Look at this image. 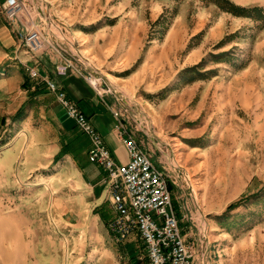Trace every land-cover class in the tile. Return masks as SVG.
Listing matches in <instances>:
<instances>
[{"label":"rangeland","instance_id":"obj_1","mask_svg":"<svg viewBox=\"0 0 264 264\" xmlns=\"http://www.w3.org/2000/svg\"><path fill=\"white\" fill-rule=\"evenodd\" d=\"M32 1L57 37L92 31L80 46L92 67L85 74L107 89L123 122L167 173L200 264H264V23L202 0L24 3ZM223 49L244 64L209 58ZM203 56L214 74L177 81L181 68ZM22 115L24 109L2 115L3 133L23 127ZM1 136L0 147L7 139ZM2 149L0 264H109L101 235L67 234L48 212H24V152L16 159Z\"/></svg>","mask_w":264,"mask_h":264},{"label":"crops","instance_id":"obj_2","mask_svg":"<svg viewBox=\"0 0 264 264\" xmlns=\"http://www.w3.org/2000/svg\"><path fill=\"white\" fill-rule=\"evenodd\" d=\"M3 2L0 0V119L2 115L7 119L16 110L24 109V115L18 119L24 122L23 127L6 134L0 128V138L2 134L7 138L0 148L15 153L16 159L24 152L21 167L24 170V212H48L68 230L67 234L81 230L85 234L101 235L102 248L111 257L109 264H146L145 248L135 229L121 240H115L110 233L107 223L114 215V206L104 181L105 171L89 160V137L43 80L45 77L55 80L89 116L113 156L120 162L127 161L129 155L118 125L123 117L114 114L117 107L107 89L102 91L96 80L94 83L85 74L91 72L92 67L84 60L86 54L81 52L85 47L80 46L92 37V31L72 29L77 34L64 32V37H57L51 33L41 8L36 9L37 3H24L19 16L9 21L2 11ZM29 20L42 28L54 45L33 53L19 47L16 30L24 28ZM80 39L83 40L79 42ZM63 57H70L81 72L69 70L57 74L55 66ZM27 64L35 66L40 76H30ZM124 125L135 133L146 150L140 135L130 124ZM176 210L178 212V207Z\"/></svg>","mask_w":264,"mask_h":264},{"label":"built area","instance_id":"obj_3","mask_svg":"<svg viewBox=\"0 0 264 264\" xmlns=\"http://www.w3.org/2000/svg\"><path fill=\"white\" fill-rule=\"evenodd\" d=\"M24 7L23 0H4L2 11L9 21H13ZM16 37L18 46L30 53L54 45L47 33L31 20L24 28L16 30ZM26 69L30 76H40L35 66L27 64ZM69 70L81 72L70 57H63L55 66L57 74H65ZM43 80L55 92L75 124L89 137V160L101 165L105 171L104 181L114 206V215L107 223L113 238L121 240L135 229L145 248L146 264L203 262L198 257L193 236L188 235L180 224L167 173L151 159L135 133L123 122H118L121 140L129 155L127 161H118L89 116L58 87L55 80L49 77ZM114 114L120 116L118 110H114Z\"/></svg>","mask_w":264,"mask_h":264},{"label":"trees","instance_id":"obj_4","mask_svg":"<svg viewBox=\"0 0 264 264\" xmlns=\"http://www.w3.org/2000/svg\"><path fill=\"white\" fill-rule=\"evenodd\" d=\"M208 3H213L217 7H219L221 10L227 11L233 15L237 16H246L253 20L261 21L264 23V6L261 4L253 3V4H242L238 3L234 0H202ZM159 18L156 19V23L159 22ZM231 36V33L226 34L223 38H221L216 44V47H220L224 44V42ZM210 59H213L215 61H222L227 60L230 61L231 64H235L237 66H242L244 64V61L241 63H237L235 60H231L232 58H238L237 56H233L230 49H223L218 50L216 52H209L208 54ZM207 59V56H203L199 61L185 66L181 68V70L178 72V78L177 81H183V82H191L196 79L205 78L209 75H212L215 73V68H205V61ZM20 110H17V113ZM241 199L234 200L230 202L227 205L228 208H233L237 206L240 203ZM175 207L177 208V205L174 203ZM223 215V214H219Z\"/></svg>","mask_w":264,"mask_h":264},{"label":"bare ground","instance_id":"obj_5","mask_svg":"<svg viewBox=\"0 0 264 264\" xmlns=\"http://www.w3.org/2000/svg\"><path fill=\"white\" fill-rule=\"evenodd\" d=\"M46 16L49 14L47 11L45 12ZM48 18V17H47ZM53 22H50V25L52 24ZM176 163V162H175ZM177 164V163H176ZM193 186V185H192ZM194 188V187H193ZM195 198L197 199V197L195 196ZM197 203H198V199H197ZM202 215L200 214V218H201V221L203 220V217H201Z\"/></svg>","mask_w":264,"mask_h":264}]
</instances>
